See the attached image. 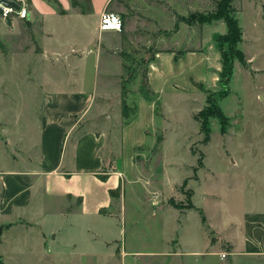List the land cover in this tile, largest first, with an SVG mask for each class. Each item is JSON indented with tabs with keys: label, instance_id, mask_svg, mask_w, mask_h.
I'll return each instance as SVG.
<instances>
[{
	"label": "rangeland",
	"instance_id": "rangeland-1",
	"mask_svg": "<svg viewBox=\"0 0 264 264\" xmlns=\"http://www.w3.org/2000/svg\"><path fill=\"white\" fill-rule=\"evenodd\" d=\"M46 1L64 13L58 0ZM167 1L173 5L155 0L153 12L131 10L132 20L150 30L139 29L140 43L125 53L122 80L132 92L127 95V104L133 106L140 95L145 61L155 49L203 50L208 54L207 80L189 90L177 88L181 93L167 90L161 95L168 120L163 142L160 131L156 134L160 139L153 146L135 151L140 178L126 185L124 203L123 192H115L114 204L101 213L116 218L105 223L109 239H116L111 246L139 252L137 257L126 256L125 264H225L231 258L227 257L229 244L222 240L211 244L217 236L206 223L226 237L234 233L225 225L228 219H243L246 212L264 213V0L232 1V17L241 32V40L235 44L218 39L227 33V26L212 13L211 0ZM70 3L84 9L86 0ZM72 21L64 16L48 19L54 31L50 47L59 50L60 43L68 40L67 26ZM35 34L36 27L18 19L0 18V41L4 46L0 50V168L22 167L21 157L36 160L37 147L30 145V139L38 133L43 92L56 82L66 85L68 79L53 60L40 63L26 57L20 61H14L12 56L10 59L12 52H40ZM144 39L149 40L147 45L142 44ZM41 64L43 76L35 71ZM130 76L133 80L127 83ZM42 82L45 85L40 86ZM214 107L222 112V121L211 116ZM157 109L160 110L158 106ZM200 121L209 129L206 144L202 143ZM101 122L96 120L93 126ZM122 123L120 117L115 129ZM88 127L82 122L76 132ZM11 158L18 161L11 162ZM183 179L186 181L182 185ZM195 206L205 216L204 226ZM171 208L177 209V215ZM175 218L182 220L181 229L171 226ZM170 236L183 242L187 239L188 246L173 255L176 246L163 241ZM37 239L35 230L25 231L23 226L4 229L0 234V264H42L35 252L23 251L27 245L37 246ZM194 247L200 255H194ZM222 253L225 257H221ZM97 257L67 258L61 264H108L110 260L104 253ZM260 259L241 260L259 264ZM112 261L109 264H123L120 257Z\"/></svg>",
	"mask_w": 264,
	"mask_h": 264
},
{
	"label": "crops",
	"instance_id": "crops-1",
	"mask_svg": "<svg viewBox=\"0 0 264 264\" xmlns=\"http://www.w3.org/2000/svg\"><path fill=\"white\" fill-rule=\"evenodd\" d=\"M58 1L64 13H59L57 6L46 0H33L34 4L27 0V18H13L36 27L41 50L28 54L12 52L10 59L12 56L14 61H20L26 57L40 63L53 60L68 79L66 85L56 82L52 89L43 92L38 133L35 139H30V145L37 147L36 160L21 157L22 167L0 168V224L3 225L0 234L6 228L17 226H23L25 231L35 230L38 245H27L23 251L35 252L42 264H61L67 258L89 256L97 260L98 253H104L109 261L120 257V262L125 264L126 256L137 257L139 252L111 246L116 239H109L105 223L116 218L103 215L101 210H110L115 201L110 192L117 189L118 193L123 192L124 203L126 185L140 178L135 151L153 146L160 131L163 142L168 120L161 95L167 90L181 93L177 88L189 90L194 84H203L207 80L208 54L200 49L152 50L145 61V74L155 100L139 95L134 103V117L116 130L121 117L125 53L140 43L139 29L150 30L132 20L131 10L153 12L155 0H86L84 9L71 5L70 0ZM163 1L173 5L172 1ZM111 9L121 16L122 29L100 31V14ZM54 16L73 20L67 26L70 36L60 43L59 50L50 47L54 31L48 19ZM147 43L146 39L142 42ZM43 65L34 69L41 76ZM43 85L42 82L40 86ZM99 119L100 125L93 126ZM82 122L90 127L77 133ZM99 175L105 178L100 179ZM171 209L176 214L177 209ZM175 222L171 226L183 227L182 220L175 218ZM7 224L11 225L7 227ZM206 225L217 236L211 244L221 240L229 244L227 257L231 258L225 264H245L241 259L251 257L261 258L259 264H264V213L246 212L243 219H228L225 225L233 228L234 233L226 237L213 225ZM163 241L176 246L172 249L173 255L182 246H188L183 239L172 236ZM194 248V255H200Z\"/></svg>",
	"mask_w": 264,
	"mask_h": 264
},
{
	"label": "trees",
	"instance_id": "trees-1",
	"mask_svg": "<svg viewBox=\"0 0 264 264\" xmlns=\"http://www.w3.org/2000/svg\"><path fill=\"white\" fill-rule=\"evenodd\" d=\"M232 1L233 0H211V4L213 6L212 13L219 15V17L225 21L226 26H227V33L225 35H219L218 39L225 38L226 40H229L231 44H235L241 40V32H240V27L238 26L237 22L232 17L235 12V8L232 6ZM194 14L198 15V13H194ZM178 19L183 20L184 18L178 17ZM199 21L203 22V20H199ZM185 22L187 24H191L190 20H185ZM3 49H4L3 43L0 41V50H3ZM132 75L134 76V73ZM130 78L127 80V83L133 80L132 78L131 79ZM143 80H144V84L140 86V90H139L140 95L147 100H155L156 95L153 91L149 89L147 85L145 72L143 73ZM129 92H130L129 88L126 87L125 82L121 80V117L123 119V123H127L135 115V105L131 106V105H128L126 102V98ZM211 116H216L220 121L223 120L222 112L217 107H214L211 113ZM200 130L201 132H204V138L202 140V143L206 144L210 139L209 129H207L204 126V123L202 121H200ZM98 177L100 179L105 178L104 175H99ZM185 181L186 179H183L182 185L185 183ZM115 192H117L118 194L119 189H117L114 192L111 191L110 194L113 195ZM192 207L193 206L190 205V208ZM195 209L197 210L200 216L201 222L204 223L205 216L202 210L196 207Z\"/></svg>",
	"mask_w": 264,
	"mask_h": 264
},
{
	"label": "built area",
	"instance_id": "built-area-1",
	"mask_svg": "<svg viewBox=\"0 0 264 264\" xmlns=\"http://www.w3.org/2000/svg\"><path fill=\"white\" fill-rule=\"evenodd\" d=\"M8 2H14L18 5V8L10 5ZM28 16V8L26 0H0V18H18L26 19ZM98 29L100 31L114 30L121 31L122 19L116 12L110 10H104L99 17ZM225 253L221 254V257H225Z\"/></svg>",
	"mask_w": 264,
	"mask_h": 264
},
{
	"label": "water",
	"instance_id": "water-1",
	"mask_svg": "<svg viewBox=\"0 0 264 264\" xmlns=\"http://www.w3.org/2000/svg\"><path fill=\"white\" fill-rule=\"evenodd\" d=\"M10 5L14 6L15 8H18V5L14 2H8ZM3 225L0 224V232H1V229H2Z\"/></svg>",
	"mask_w": 264,
	"mask_h": 264
}]
</instances>
